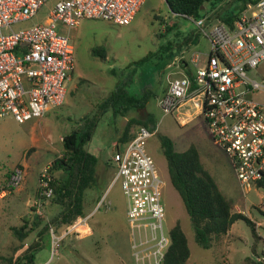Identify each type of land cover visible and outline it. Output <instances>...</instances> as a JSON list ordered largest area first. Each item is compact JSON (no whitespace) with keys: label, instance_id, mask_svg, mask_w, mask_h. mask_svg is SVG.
Wrapping results in <instances>:
<instances>
[{"label":"rangeland","instance_id":"obj_1","mask_svg":"<svg viewBox=\"0 0 264 264\" xmlns=\"http://www.w3.org/2000/svg\"><path fill=\"white\" fill-rule=\"evenodd\" d=\"M56 1L47 0L31 18L15 22L2 32L43 23ZM207 14L211 15L210 12ZM173 23L176 28L168 29ZM188 34L192 35L191 43L183 44ZM69 36L73 45V70L69 80L64 82L66 94L62 104L50 106L40 120L19 123L11 116L0 118V183L16 166H21L24 172L20 185L0 198V255H11L18 252L21 245L35 241L38 243L35 264H136L125 214L127 200L118 182L108 188L117 219L111 220L102 208L89 221L91 224L101 223L89 235L79 236L75 231L66 233L69 227L57 231L51 224L46 232L39 235L43 224L50 221L58 210H47L45 206L37 209L40 212L31 209L36 207L34 201L41 170L63 150L61 137L70 132L84 115L95 114L112 92L123 87L131 94L146 92L147 102L141 109L127 111L125 116L115 112V105L109 104L98 116L86 149L96 156L104 176L86 191L85 213L94 206L87 200L89 194L103 192L116 170L112 161L115 144L121 145L119 137L127 120L135 118L155 130L148 140L147 152L162 180L163 229L168 234L175 224L181 226L190 252L186 264H246L247 256L264 262V186L241 187L229 157L212 139L197 109L182 107L165 111L160 104L163 87L169 80L181 76L177 65H169L170 55L182 50L189 59L191 53L201 52L204 59L203 55L209 52L207 36L189 18L170 12L164 0H144L132 21L126 25L102 19H81L75 28L69 30ZM178 44H182L180 50L177 49ZM97 48L105 50V58L93 54ZM248 75L261 81L264 61ZM252 97L264 102V93L257 92ZM138 126L135 124L132 130ZM162 137L171 140L175 152L190 147L197 150L202 165L213 176L222 194L231 201L233 210L242 212L254 223L258 235L255 252L251 251L254 231L251 224L243 219L234 221L227 234L211 248L204 249L196 243L189 215L170 181L167 159L161 146ZM36 214L43 216V222L34 226L27 237L19 239L11 228L19 227L24 219L30 221V217ZM51 230L54 240L59 237L55 253L52 251Z\"/></svg>","mask_w":264,"mask_h":264},{"label":"built area","instance_id":"obj_2","mask_svg":"<svg viewBox=\"0 0 264 264\" xmlns=\"http://www.w3.org/2000/svg\"><path fill=\"white\" fill-rule=\"evenodd\" d=\"M46 1L0 0V118L11 116L24 123L41 118L50 106L61 105L64 82L73 70L69 30L85 18L129 24L144 2L58 0L43 23L2 32L31 18ZM189 19L207 36L209 53L203 62L200 53L190 55L193 72L170 80L161 107L173 111L188 102L197 109L210 136L229 157L239 184L248 189L264 178V102L252 97L264 93V77L259 81L248 75L264 61V0L248 4L233 28L207 16ZM154 134L146 126L136 127L131 140L112 156L113 183H119L127 200L136 264H160L170 244L163 229L162 180L147 152ZM50 167L47 164L38 177L36 210L52 195ZM23 173L16 166L0 183V198L20 185ZM51 233L55 253L59 237L54 240Z\"/></svg>","mask_w":264,"mask_h":264},{"label":"trees","instance_id":"obj_3","mask_svg":"<svg viewBox=\"0 0 264 264\" xmlns=\"http://www.w3.org/2000/svg\"><path fill=\"white\" fill-rule=\"evenodd\" d=\"M170 12L185 18L199 19L207 16L212 22L224 23L233 28L235 20L246 10L248 4H256L259 0H164ZM207 7V9H205ZM211 13L207 14V13ZM209 15V16H208ZM175 23L168 29H175ZM192 35L188 34L183 44H188ZM180 50L182 44L177 45ZM171 48V46H168ZM167 48V49H168ZM93 54L105 58L104 49H95ZM175 53L170 55V59ZM148 94L136 95L129 93L125 88L118 87L99 106L95 114H87L80 118L72 127L71 131L61 137L63 150L60 155L51 162L49 173L51 176L50 186L52 195L47 203L56 205L59 210L45 222L39 231V235L46 232L50 224L58 231L60 228H67L74 223L78 217L84 216L83 192L96 183L97 158L88 152L86 145L91 139L96 126L98 116L109 104L115 105V112L126 115L131 109H141L147 102ZM138 124L145 126V123L135 118H129L123 128L116 150L121 149L134 135L132 127ZM137 126V125H136ZM161 146L164 156L167 159L170 181L178 192L183 205L189 215L194 231L196 243L209 249L222 236L226 235L232 223L237 219H243L251 224L255 235V241L251 251L256 250V239L254 223L242 212L233 210V204L227 199L210 173L202 165L198 152L190 147L182 152H175L172 149V142L167 137H162ZM258 186H264V178L257 182ZM36 211V207H31ZM29 222L32 223L29 226ZM43 222V216L36 214L30 217V221L24 219L19 227H12L14 234L23 239L29 235L34 226L37 227ZM170 244L160 264H186L189 257V248L186 236L179 225L175 224L168 232ZM38 243L21 245L20 250L11 255H0L1 264H30L34 263V255ZM246 264H264L254 260L250 256L245 257ZM217 264H228L217 263Z\"/></svg>","mask_w":264,"mask_h":264},{"label":"crops","instance_id":"obj_4","mask_svg":"<svg viewBox=\"0 0 264 264\" xmlns=\"http://www.w3.org/2000/svg\"><path fill=\"white\" fill-rule=\"evenodd\" d=\"M140 9V8H139ZM139 11V10H138ZM137 11V12H138ZM191 43V42H190ZM195 53V52H194ZM197 53H200V60L203 62L204 60L202 59V55L203 53L201 52H197ZM209 53V52H208ZM207 53V54H208ZM193 54V53H191ZM205 54V53H204ZM207 54L203 55V56H206ZM175 64L177 65L180 70H181V76L183 75H186V74H190L191 72H193V65L190 63L189 59L187 57L184 56L183 54V51L180 50L178 51L174 57L172 58L171 62L169 63L170 64ZM192 67V68H191ZM180 76V77H181ZM172 80V79H171ZM170 82V80H169ZM169 82L167 83L166 86L163 87V93L166 91L167 87H168V84ZM188 102H186L185 104L183 105H180L176 108L179 109V108H182V107H189L188 106ZM47 112V111H46ZM45 112V113H46ZM45 115V114H44ZM43 115V116H44ZM43 116L39 119H36V120H40L43 118ZM32 120H35V119H32ZM30 121V120H28ZM27 122V121H26ZM25 123V122H24ZM136 129V128H135ZM134 129V130H135ZM117 143L115 144V148H117ZM122 148V147H121ZM116 150V149H115ZM115 152V151H114ZM52 162V161H51ZM50 162V163H51ZM48 164V163H47ZM116 171V170H115ZM115 171L113 172L112 176L110 177V179H108V183L106 185V188L103 192H100V193H94V194H89V198L87 199L88 201L90 202H93L94 203V206L92 207V209H90L88 211V213H85V209H86V191L93 188L95 186H92L91 188H87L85 189V191L83 192V211H84V216L82 217H78L74 223L72 225L69 226L68 228V231L66 233H70V232H74L75 234L77 235H81V236H85V235H89L93 232L94 228H98L100 226V222H94V223H90L89 221L93 219L94 215L101 212V209H105L103 211H105L104 213H106L107 215L110 216V219L113 220L114 218H116L115 214H116V210L114 208L115 204H114V201H113V198H110L109 196V191H108V188H110L111 184H115L113 183V178H114V175H115ZM103 169L100 166L97 165V168H96V182L99 181L103 176ZM211 175V174H210ZM9 176V175H8ZM7 176V177H8ZM212 176V175H211ZM213 178V176H212ZM7 179V178H6ZM5 179V180H6ZM214 179V178H213ZM215 180V179H214ZM217 184V183H216ZM218 186V185H217ZM219 188V186H218ZM220 189V188H219ZM221 191V190H220ZM43 208L45 206V208H47V210H59V208H57L56 205H52L50 203H47V200L43 203ZM38 212H40L38 210ZM125 214H126V211H125ZM126 220H127V217H126ZM128 221V220H127ZM129 224V223H128ZM129 226V225H128ZM129 232H128V235H129V242H130V245H131V242H132V236H131V228L129 226ZM79 233V234H78ZM63 236V235H62ZM61 236V237H62Z\"/></svg>","mask_w":264,"mask_h":264}]
</instances>
